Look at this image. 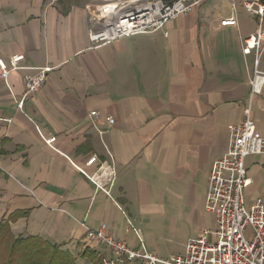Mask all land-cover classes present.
Returning <instances> with one entry per match:
<instances>
[{"label": "crops", "instance_id": "obj_1", "mask_svg": "<svg viewBox=\"0 0 264 264\" xmlns=\"http://www.w3.org/2000/svg\"><path fill=\"white\" fill-rule=\"evenodd\" d=\"M230 1L200 0L155 31L95 45L85 0H0V57L24 54L25 67L0 79V117L11 119L0 120V221L15 236H39L90 264L83 252L111 254L81 224L104 223L131 249L140 247L136 230L162 258V231L187 241L216 227L205 207L208 175L227 150L228 126L242 120L253 60L240 39L256 32L241 0H232L237 25H221ZM259 60L264 70V51ZM42 66L53 71L19 110L24 75ZM251 115L264 134V85ZM93 154L116 171L110 196L65 157L84 163ZM245 162L248 204L264 197V156Z\"/></svg>", "mask_w": 264, "mask_h": 264}, {"label": "built area", "instance_id": "obj_2", "mask_svg": "<svg viewBox=\"0 0 264 264\" xmlns=\"http://www.w3.org/2000/svg\"><path fill=\"white\" fill-rule=\"evenodd\" d=\"M199 1L157 0L154 2L158 5L155 15L137 25L129 20L132 11L128 7L122 12H117L118 9L110 18H106L107 21L102 20L97 31L90 30L89 36L91 41L98 45L132 34L155 31L171 19L190 11ZM230 2L233 13L221 21L223 26L237 25L236 4L232 0ZM241 2L246 11L256 18V32L240 39L242 54H252L253 67L248 71L250 90L242 110V120L228 126L227 150L213 162L208 175L205 207L213 213L216 227L203 230L198 236L188 239L183 253L162 258L146 250L136 230L140 247L131 249L125 241L115 239L107 233L104 223L98 229L81 224L86 230V240L105 245L109 249L111 256L101 257V264H264V197H257L248 204L244 201V189L250 183L245 160L251 155L264 156V134L254 129L251 115L252 102L255 96L261 93L264 85V70L259 68V59L264 51V0ZM23 60L24 54H13L7 61L0 57V79L6 80L12 70L24 69L25 67L21 66ZM52 71L53 67L42 66L36 73L24 75L25 90L17 103L19 110L22 109L26 97L36 93L47 82ZM90 116L94 121L99 117V113L92 111ZM0 120L11 122L8 118L0 117ZM107 122L114 124L113 117L107 116ZM36 128L41 140L56 150L55 137L44 135L37 126ZM65 157L71 167L97 190L110 196V188L116 177L114 167L95 154L89 156L84 163Z\"/></svg>", "mask_w": 264, "mask_h": 264}, {"label": "trees", "instance_id": "obj_3", "mask_svg": "<svg viewBox=\"0 0 264 264\" xmlns=\"http://www.w3.org/2000/svg\"><path fill=\"white\" fill-rule=\"evenodd\" d=\"M81 255L87 257L90 264H101L99 257L91 250ZM0 264H76V258L39 236H15L9 222L1 220Z\"/></svg>", "mask_w": 264, "mask_h": 264}, {"label": "rangeland", "instance_id": "obj_4", "mask_svg": "<svg viewBox=\"0 0 264 264\" xmlns=\"http://www.w3.org/2000/svg\"><path fill=\"white\" fill-rule=\"evenodd\" d=\"M86 3L91 7L92 12H91V19L90 21L92 22V26H90V30L91 31H97L98 28L101 27V23L102 20H106V15L103 16L104 18H101L100 15H102V13L104 12V10L102 9V7H104L103 5H107V4H111V3H117V8L115 9V11H117L118 9L121 10L122 8H124L123 10H125L127 7L129 8V10H133L135 8L140 7L141 4H149V3H154L157 0H85ZM126 2V4H125ZM138 6V7H137ZM109 17V16H108ZM111 17V16H110ZM98 21V22H97ZM179 234V232H167V231H162V233H160V246H161V250L163 252L162 256L165 257H171L170 255H172V253H175L174 251H178L181 252L182 251V247H180L181 243H184L186 240L183 239V237H181Z\"/></svg>", "mask_w": 264, "mask_h": 264}, {"label": "bare ground", "instance_id": "obj_5", "mask_svg": "<svg viewBox=\"0 0 264 264\" xmlns=\"http://www.w3.org/2000/svg\"><path fill=\"white\" fill-rule=\"evenodd\" d=\"M126 1H128V0H126ZM132 2H133V0H132ZM116 5H117V3H111V4L103 5L104 7H102V9L104 10V12L102 13V15H100V17L104 18L103 16L106 15V17L109 16L108 18H110V15L112 13H114L115 9L117 8ZM123 9L124 8H122L121 10H118L117 12H122V11H124ZM157 9H158V5L156 3H154V4L149 3V4H145V5H140V7L135 8L133 10H130L132 12L129 14V20H131L133 22V24H135V25L141 24L148 17L155 15ZM104 21H107V20H104Z\"/></svg>", "mask_w": 264, "mask_h": 264}]
</instances>
